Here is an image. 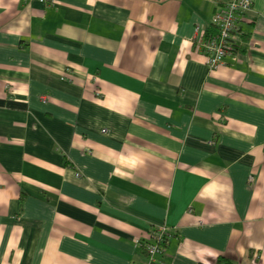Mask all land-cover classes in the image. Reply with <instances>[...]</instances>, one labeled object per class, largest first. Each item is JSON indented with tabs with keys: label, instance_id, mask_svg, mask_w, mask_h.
Listing matches in <instances>:
<instances>
[{
	"label": "crops",
	"instance_id": "crops-1",
	"mask_svg": "<svg viewBox=\"0 0 264 264\" xmlns=\"http://www.w3.org/2000/svg\"><path fill=\"white\" fill-rule=\"evenodd\" d=\"M227 1L0 0V264H264V0L193 42Z\"/></svg>",
	"mask_w": 264,
	"mask_h": 264
},
{
	"label": "built area",
	"instance_id": "built-area-1",
	"mask_svg": "<svg viewBox=\"0 0 264 264\" xmlns=\"http://www.w3.org/2000/svg\"><path fill=\"white\" fill-rule=\"evenodd\" d=\"M38 1L46 5L56 3V0ZM251 10L252 0H228L214 12L211 31L202 26L196 27L193 42L206 57L211 70H217L227 57H235L238 54V36ZM136 243L147 253V264H161L158 257L166 250V228L152 232L148 240L139 238Z\"/></svg>",
	"mask_w": 264,
	"mask_h": 264
},
{
	"label": "trees",
	"instance_id": "trees-1",
	"mask_svg": "<svg viewBox=\"0 0 264 264\" xmlns=\"http://www.w3.org/2000/svg\"><path fill=\"white\" fill-rule=\"evenodd\" d=\"M222 261H225V259H222Z\"/></svg>",
	"mask_w": 264,
	"mask_h": 264
}]
</instances>
